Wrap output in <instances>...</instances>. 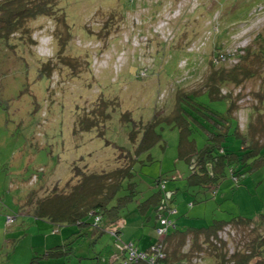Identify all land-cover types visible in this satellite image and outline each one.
I'll use <instances>...</instances> for the list:
<instances>
[{"label":"rangeland","instance_id":"1","mask_svg":"<svg viewBox=\"0 0 264 264\" xmlns=\"http://www.w3.org/2000/svg\"><path fill=\"white\" fill-rule=\"evenodd\" d=\"M132 1L62 0L61 6L76 31L67 54H86L88 57L89 52L92 54L93 70L85 73L73 76L69 68L64 67L61 74L56 72L52 77L40 75L39 56L51 59L56 53L55 24L45 18L42 19L43 26L36 24L33 35L38 41L35 47L37 54L25 47L10 48L0 43V264H105L116 253L123 254V248L129 247L130 243L134 242L139 248L148 244L151 237L147 236L144 228L148 227L147 224L153 228L158 220L151 214L145 226L144 215L134 208L137 200L122 209L119 219L107 225L106 221H101L100 226L105 230L100 233L91 222L88 225L55 222L44 216L50 208L48 198L52 197L55 186L66 192L67 183L74 180V163L86 164L94 171L117 167L118 152L113 144L108 146L96 129L79 130L75 122L77 113L83 114L82 108L90 107L102 95L120 101L119 114L130 110L136 120L147 121L155 113L157 103L163 105L174 97L175 92H169L170 85L175 86L174 80L181 79L177 77L181 71L183 90L201 88L209 73L208 48L210 50L214 40L213 27L217 29L218 25L245 14L252 4L260 5L248 19L230 27V36L223 41L227 65L237 61L230 56L239 47L247 45L264 30V0H216V3L212 0V15L216 19L206 20L203 24L205 38L190 47L192 50L196 45L195 49L204 52L205 56L199 58L185 53L187 59L183 57L180 60L182 54L170 56L168 52L164 55L166 66L163 68L159 62L163 55L158 54L156 65L151 67L154 63L151 51L155 46L147 45L148 36H155L156 39L158 35L164 41L169 40L171 34L168 32L176 34L178 30L171 20L179 12L181 16L183 11H193L200 0H180L174 9L165 5L155 20L152 13L156 0H134L135 8L127 12L126 25L122 33H118L121 35L117 39L115 34L109 37L113 41L111 45L103 46L101 41L86 35V24L98 25L95 14L99 9L120 5L119 9L123 10V5ZM199 11L202 13L205 9L200 7ZM189 25L193 22L190 21ZM209 25L212 27L209 28ZM202 33L200 37L204 35ZM103 41L106 44L109 40ZM205 41L207 45H204ZM155 51L152 52L156 57ZM143 68L148 69V75L139 78L137 74ZM167 71L174 77L171 75L169 77L173 78H169L168 82H162L160 77L165 79L163 75ZM242 87L245 95L239 100L237 116L240 125L244 126L250 104L256 103L252 90H257L259 84L250 79ZM199 99L215 109L227 111L225 98L212 101L207 95H202ZM246 104L248 106L244 108ZM119 114H115L108 125L106 137L118 145L136 148L128 138L129 126L121 122ZM157 130L162 141L149 151L140 153L134 165L135 179L141 191L137 198H145L157 190L159 186L154 183L162 177L164 189L171 196L173 207L178 209V213L171 214L172 219L178 217L179 212L180 221L188 219L195 224L210 222L214 217L229 219L233 215L254 217L264 214V161L239 183L231 176L225 177L213 196L190 205L198 192L196 186L188 184L191 161L180 156V131L167 122H162ZM192 137L196 138L200 147L203 146L205 138L200 132L194 131ZM230 140L225 143L229 142L236 148L237 139ZM123 192L121 189L119 193ZM118 228L121 232L116 238L110 229ZM227 237L230 243L236 244L237 234L234 237L229 232ZM157 238L156 235L155 240ZM63 243H68L69 255L45 256L46 250Z\"/></svg>","mask_w":264,"mask_h":264},{"label":"trees","instance_id":"2","mask_svg":"<svg viewBox=\"0 0 264 264\" xmlns=\"http://www.w3.org/2000/svg\"><path fill=\"white\" fill-rule=\"evenodd\" d=\"M179 1L156 0L152 19H156V15L165 5L173 6L174 9ZM211 1L200 0L193 11H183L184 15L181 16L179 12L171 20V24L177 25L178 30L176 34L168 32L171 34L169 40L164 41L158 35H156L157 40L155 36L151 38L148 36L147 45L155 46L152 51L156 50V57L151 51L154 62L150 65L151 67L156 65L158 54L163 55L159 61L163 68L166 66V61L163 63L164 55L168 52L170 56L182 54L180 60L183 57L187 59L185 53L197 55L199 58L201 55L205 56L204 52L195 49L196 45L192 50L190 47L206 36L203 24L206 20L212 21L214 17L212 15L214 2L210 5ZM214 1L216 3V0ZM61 2L62 0H0V43L10 48L25 47L37 54L35 47L38 41L33 38L36 24H39L38 27L43 26V18L55 24L53 37L56 53L51 59L39 56L40 75L45 74L52 77L56 72L61 74L64 67L69 68L73 76L93 70L90 52L89 57L86 54L79 56L67 54L76 31L64 7L61 6ZM201 2L204 3L201 4ZM135 5L136 2L134 3L133 0L132 3L123 5V10L119 9L120 5L104 10L99 9L95 14L96 20L99 21L98 25L92 26L90 22L86 24L84 26L86 35L90 39L94 37L95 40L101 41L103 46L111 45L113 41L109 37L115 34V39H117L121 35L118 33H122L126 25L127 12L133 10ZM200 7H203L205 11L199 13ZM259 7L260 5L256 3L252 4L245 14L235 16L227 23L218 25L217 29L212 28L214 40L210 45V50L208 48L207 60L210 66L209 73L203 80L201 88L183 90L180 84L183 78V71H181L177 76L181 79L174 80L175 86L170 85L169 92H175L174 97L163 105L157 103L155 113L149 120H136L130 110L120 112L121 118L119 119L124 125L129 126L128 138L136 148L132 146L130 149L118 145L106 137L108 125L111 124L114 115L119 114L118 111L121 108L117 98L110 100L100 95L90 107L82 108L83 114L77 113L75 120L77 127L82 131L96 129L98 135L103 137V141L108 146L112 143L114 150L118 152L117 167L108 171H94L86 164L74 163V180L67 183L66 192L55 186L52 197L48 198L50 208L44 216L55 222H75L86 225L91 222V225L100 233L105 230L100 226L101 221H106L107 225L119 219L122 216V209L137 200L134 208L144 215L142 217L144 221H147L151 214L157 215L156 231L163 226L167 229L164 233L157 231L158 238L148 247L139 248L130 243L129 247L123 248V254L116 253L105 264H166L172 253L167 245L169 239H173L175 245L180 247L179 250L175 248L172 251L181 264H203L206 259L209 264H264V214L254 217L233 215L229 219L214 217L210 222L208 221V224L206 222L186 225L184 222L188 219L180 221L181 213L175 220L171 218V214L178 213V209L173 207L172 198L164 189L165 182L162 177L157 178L154 183L159 186L157 190L152 191L145 198H140V196L137 198L141 191L135 179L137 174L134 168L140 153L149 151L152 146L162 141L161 134L157 130L162 122H167L179 129L180 156L188 162L191 161L188 184L192 187L196 186L199 195L193 196L194 200L190 202V205L195 202H204L213 196L212 194L217 191L225 177L231 176L239 183L247 174L264 164V30L259 32L247 45L239 47L231 56L229 54L230 58L237 59L235 63L227 65L228 57L223 45L224 39L227 40L230 36L232 24L248 19ZM40 20L41 23H39ZM190 21L193 22L191 26ZM211 27L212 25H209V28ZM201 33L204 35L200 37ZM104 39L109 41L105 44ZM207 44L205 41L204 45ZM189 49L191 52L188 51ZM138 73L139 78H144L148 75V69H140ZM171 75L173 76L167 71L163 75L165 79L163 77L160 79L162 82H168L169 78L174 77H169ZM250 79L258 81L259 88L252 90L256 103L250 104L247 121L244 126H241L237 116L240 111L239 100L245 95L242 85ZM224 89L225 92H223ZM202 95H207L212 101L220 98L227 99V111L223 112L213 108L199 99ZM247 106L248 104L244 105V108ZM194 131L204 136L203 146H199L196 138H191ZM230 135H232L230 139L238 141L236 148L232 147L229 142L225 143L227 140L231 141ZM121 189L124 190L123 193H119ZM166 218L171 220L168 225L162 222ZM110 230L111 234L118 238L121 230L119 228ZM229 232L234 237L237 234L236 244L230 243L227 237ZM188 236H191L192 241L189 243L188 250L182 251ZM231 240L233 241L232 238ZM67 245L68 243H63L53 246L45 251V256H61L65 253L69 255L70 247L68 249ZM154 246L159 247L160 252L156 253ZM130 247L137 252L147 253V256H132Z\"/></svg>","mask_w":264,"mask_h":264},{"label":"crops","instance_id":"3","mask_svg":"<svg viewBox=\"0 0 264 264\" xmlns=\"http://www.w3.org/2000/svg\"><path fill=\"white\" fill-rule=\"evenodd\" d=\"M180 213V212H179ZM174 218V217H173ZM149 219H151V216L148 218V220ZM154 219L156 220H158V216L157 215H154ZM147 220V221H148ZM173 220H175V219H173ZM147 221H144L143 220V224L146 226V224H147ZM184 221V220H183ZM158 222V221H157ZM184 223H186V225L187 224H189V223H191V221L190 220H187V222H184ZM204 223H206V222H201V223H198V224H204ZM209 222H207V224H208ZM158 223H155V225H153L152 227L153 228H151V226L149 225V224H147V226L148 227H145L144 228V230H145V232L147 233V236L148 237H151V240L149 241V242H147L148 244H146L143 248H146V247H148L151 243H153L154 241H155V236L157 235V231H156V225H157ZM191 236H188L187 237V240H186V244L182 247V251L183 250H188V248H189V243H191ZM134 243V242H133ZM188 243V244H187ZM167 245H168V249H169V251L170 252H172L171 253V257H170V259L166 262V264H181V261L179 260V258H177L176 256H174V251H172V249H177V250H179L180 249V247L179 246H176L175 245V243H174V241H173V239H169L168 241H167ZM207 259H206V262H204L203 264H209V263H207Z\"/></svg>","mask_w":264,"mask_h":264},{"label":"built area","instance_id":"4","mask_svg":"<svg viewBox=\"0 0 264 264\" xmlns=\"http://www.w3.org/2000/svg\"><path fill=\"white\" fill-rule=\"evenodd\" d=\"M224 55H222V57H223ZM165 225H168L169 223H171V220L169 219V218H166V219H164L163 221H162ZM166 229H167V227L166 226H163V227H159L158 229H157V231H158V233H164L165 231H166ZM130 249H131V255L132 256H135V257H145V256H147V253H145V252H137L134 248H131L130 247ZM153 249H154V251L156 252V253H158V252H160V250L161 249H159V247H157V246H154L153 247Z\"/></svg>","mask_w":264,"mask_h":264}]
</instances>
